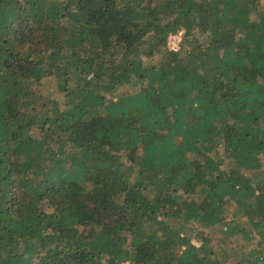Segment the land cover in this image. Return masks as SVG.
<instances>
[{
  "label": "trees",
  "instance_id": "obj_1",
  "mask_svg": "<svg viewBox=\"0 0 264 264\" xmlns=\"http://www.w3.org/2000/svg\"><path fill=\"white\" fill-rule=\"evenodd\" d=\"M126 262L264 264V0H0V264Z\"/></svg>",
  "mask_w": 264,
  "mask_h": 264
},
{
  "label": "built area",
  "instance_id": "obj_2",
  "mask_svg": "<svg viewBox=\"0 0 264 264\" xmlns=\"http://www.w3.org/2000/svg\"><path fill=\"white\" fill-rule=\"evenodd\" d=\"M181 32L171 33L168 36L167 46L170 50L178 51L181 48V43L183 41Z\"/></svg>",
  "mask_w": 264,
  "mask_h": 264
},
{
  "label": "rangeland",
  "instance_id": "obj_3",
  "mask_svg": "<svg viewBox=\"0 0 264 264\" xmlns=\"http://www.w3.org/2000/svg\"><path fill=\"white\" fill-rule=\"evenodd\" d=\"M179 32H181L183 35H182V38L184 39V30L183 29H180L179 30ZM167 41H168V39H167ZM181 46V45H180ZM168 47V46H167ZM124 90V89H123ZM126 92H129L128 90L126 91ZM258 238H259V236L258 235H256L255 237H254V241H256V240H258ZM192 241L196 244V245H198V246H200L201 244H202V242H201V240H197L195 237L194 238H192ZM228 247H226L225 248V251H224V254L225 255H228V254H226L227 253V251H226V249H227ZM125 264H129L128 262H126Z\"/></svg>",
  "mask_w": 264,
  "mask_h": 264
}]
</instances>
